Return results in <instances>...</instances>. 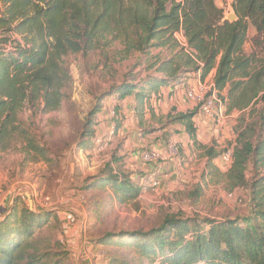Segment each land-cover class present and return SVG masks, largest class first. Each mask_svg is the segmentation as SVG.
Returning a JSON list of instances; mask_svg holds the SVG:
<instances>
[{
    "label": "trees",
    "instance_id": "trees-1",
    "mask_svg": "<svg viewBox=\"0 0 264 264\" xmlns=\"http://www.w3.org/2000/svg\"><path fill=\"white\" fill-rule=\"evenodd\" d=\"M0 7L1 151L15 154L12 150L17 149L26 156L43 153L36 137L25 129L22 114L35 118L38 112L46 115L60 108L71 82L65 57L86 56L127 39L131 50L145 55L149 48L166 47L170 56L155 66L158 78L133 74L97 97L74 154L87 155L95 149V140L102 139L98 120L110 101L134 96L142 105L161 88L185 83L189 74L198 73L203 82L214 71L216 96L227 112L248 111L239 119L230 151L228 177L233 187L248 184V166L264 167V0H232L236 17L232 22L225 19L216 0H0ZM250 27L256 37L253 50L245 53ZM175 34L183 37L185 45L178 43ZM210 97L208 93L193 112L179 116L193 141L191 119ZM112 110L111 120L117 126L119 107ZM15 136L22 139L14 140ZM213 153L207 149L208 156ZM121 159L106 163L85 189L108 184L119 203L135 201L154 170L136 183L118 167ZM248 186L250 211L245 217L217 220L167 214L156 228L122 235L133 240L129 243H134L138 256L153 264H264V177ZM19 201L0 220V264H62L66 252L61 242L44 246L35 235L55 213H37L28 205L20 209ZM66 228L64 236L70 244Z\"/></svg>",
    "mask_w": 264,
    "mask_h": 264
},
{
    "label": "rangeland",
    "instance_id": "rangeland-1",
    "mask_svg": "<svg viewBox=\"0 0 264 264\" xmlns=\"http://www.w3.org/2000/svg\"><path fill=\"white\" fill-rule=\"evenodd\" d=\"M216 5L223 10L226 20L229 16L234 15L232 0H216ZM254 37L256 34L250 27L247 41L243 47L245 53H250L253 50L252 40ZM126 42L128 43L127 39L115 41L109 48L93 51L86 56L75 54L65 57L64 62L69 70L71 82L65 90V98L60 108L46 115H40L37 111L38 114L35 118L31 117L29 113H23L21 116L25 129L28 130L32 138L36 137H34L35 143L43 148V153L31 152L29 156H26L22 152L20 154L19 150L13 149L12 153L16 155L9 153L5 154V159H0V170L8 167L7 179L11 182L5 181V184H8L6 187H2L5 185H2L4 175L0 176V194L9 191L10 185L23 184L25 182L23 178H26L25 173H33L34 176L37 174L38 177L43 176L44 179H47L45 183L47 193L51 192L53 184L57 185L59 181L62 183L63 190L68 188V197L60 195L61 197H56L57 199L54 200L49 195L50 193L48 197L44 192L43 195H37L34 199L35 206L34 204L33 207L31 206V210L45 213L46 208H43L45 204H41L45 197H48L51 202L59 201L56 207L59 209L60 215L53 214L47 226L39 233L36 231L35 235L41 238L44 246L54 240L61 242L60 244L66 252L62 264H153L138 256L134 243H129L133 240L125 238L122 234L136 231L147 232L158 227L167 214H181L184 217L196 215L200 218L217 220L245 217L250 211L248 185L251 181L264 177V167L255 170L250 165L246 171L248 184L233 187V181L228 177L230 162L223 163L221 155L225 151H232L239 131V119L243 115H247L248 111L246 110L244 113L232 112L231 114L227 112L222 101L215 95L212 114L206 116L212 120L216 130H219L214 135L215 144L210 148L212 151L214 150V158L207 156L209 158L203 160L206 157L203 155L205 152H199L200 150L196 148L192 152L193 154H180L177 144L171 141L168 146L172 156L177 157L179 153L182 157L178 161L180 165L177 180L173 183L168 182L170 189L165 190L160 184L158 190H144V193L135 201L122 204L115 196L111 195V187L108 184L103 187L95 185L86 190L87 182L93 179L91 177L93 175L87 173V163H90L87 158L89 157L73 152L81 139L80 133L87 115L97 104V97L112 86L127 82L130 75L136 74L139 78H145L147 75L154 74L155 66L164 60L169 55L167 53L170 52L166 47H152L146 50L144 55L139 51L131 50ZM193 88H184L186 98L187 90L195 91L197 85ZM208 93L206 90L203 97ZM198 103V101L193 102L194 105ZM224 127H228L226 134L221 133ZM20 139L22 138L14 137V140ZM158 153L160 159L154 164L165 161L163 155ZM28 163L31 165L29 166ZM45 165L46 169L43 171ZM18 167L19 171H17ZM71 168L72 174H74L72 176L70 175ZM28 169H31V172ZM1 172L3 171L1 170ZM75 174L77 175L75 176ZM155 178L157 177L155 176ZM26 189L32 190L28 186ZM81 191L87 193L86 203L79 201ZM17 193L13 195L12 204L8 209L0 208V220L15 205L19 198ZM9 194L12 195V192L10 191ZM21 196H23L22 193ZM10 198L11 196L7 197V199ZM37 203L39 204L38 209ZM17 206L20 209L28 208L21 200ZM66 206L73 210L74 215L76 214L73 221L76 229L72 230L73 236L68 238L69 241H73L70 244L66 242L64 230L66 227L72 228V226H63L62 221V210ZM106 234H111V237L106 238ZM84 239L85 242H83ZM86 248L96 250L94 261L92 258L87 259ZM92 254L94 255V253Z\"/></svg>",
    "mask_w": 264,
    "mask_h": 264
},
{
    "label": "crops",
    "instance_id": "crops-1",
    "mask_svg": "<svg viewBox=\"0 0 264 264\" xmlns=\"http://www.w3.org/2000/svg\"><path fill=\"white\" fill-rule=\"evenodd\" d=\"M167 55L170 56V52L167 53ZM214 74L215 72L212 71L203 82L200 81L198 73L189 74L185 83L161 88L156 95H151L148 99H145L142 105L138 104L134 96H129L121 102L110 101L100 114L97 126V133L102 137L105 148L104 151L98 155L93 152H87V157H89L87 161L90 162L89 164L87 163V173H91L88 175H94L106 163H110L114 158L121 157L122 159L118 162V167L126 171L132 181L139 183V179L142 176L148 175L154 170V174L162 185V188L167 190L170 189L168 182L173 183L178 178V168L180 165L178 161L182 157L180 154H193L192 152L194 150L199 149V152H205L203 155L206 157L204 156L205 159L203 160L208 159L207 149H210L215 144L214 135H216L219 130H216L210 118H207L199 111H195L194 117L191 119L195 129L193 141L186 132V121L180 120L179 116L193 112L195 109L193 102L184 96V88L195 87L199 82L213 84ZM153 75L154 74H152V76ZM159 76L160 75H154V77L157 78ZM225 92L226 91H224L223 94H225ZM115 105L119 107V112L116 116V120L118 121L117 126V122L111 120L114 117V111L112 109ZM227 130L228 127H224L221 133L226 134ZM171 141L175 142L179 148L180 154L178 153L177 157L172 156L169 150L168 143ZM150 149L160 152L165 161L157 164L143 162L141 153ZM5 154L7 155V152L0 150V159H5ZM214 156L213 153L212 157L214 158ZM15 158L17 159L18 157ZM30 165L31 164H29V166ZM44 169H46V166H43V171ZM1 170L3 172H1ZM1 170L0 176L2 174L4 175V179L2 178V185H4L5 181H8V167ZM22 170L24 171V169ZM28 170L30 171L31 169ZM17 171H19V167ZM72 173L71 168V176L74 175ZM77 174H75V176ZM25 176L27 179L23 178L25 179L23 184L10 185L11 189L9 191L0 194V208L8 209L12 204L13 195L17 192V197L19 193H22L28 202H26L25 205L32 207L37 195H43L44 192H46V196L50 193L49 195L52 196L54 200L61 197L60 195L68 197V188L63 190V186H61L62 183H60L61 181H59L57 185L52 183L54 187L51 192L47 193L45 185L47 179H44L43 176L38 177L37 174L34 176L33 173H25ZM8 183L11 182L8 181ZM7 184L2 187H6ZM26 186L30 187L32 190L26 189ZM144 190L145 189L141 191V194L144 193ZM10 191L12 195L9 194ZM8 196H11V198L7 199ZM54 200L53 202L57 205L59 201L57 200V202H55ZM68 208L69 207L66 206L62 210V219H65L69 226H72V228H66V230H68V234H66L67 237L73 236L71 232L73 229H76V225L73 223L76 214L74 215L73 210ZM85 241L84 239L83 242ZM86 251L87 259L90 260L92 258L93 260L96 256V250H88L86 248ZM92 253H94V255Z\"/></svg>",
    "mask_w": 264,
    "mask_h": 264
},
{
    "label": "built area",
    "instance_id": "built-area-1",
    "mask_svg": "<svg viewBox=\"0 0 264 264\" xmlns=\"http://www.w3.org/2000/svg\"><path fill=\"white\" fill-rule=\"evenodd\" d=\"M175 38L180 45H184V39L180 34H175ZM206 90H208V92L211 93V97L209 99H207L206 102L201 107V113L204 116H209L210 113L212 114V109H213V104H214L213 98L216 95V91L214 89L213 84H204L201 82L197 83V89L195 91H188L187 90V98H188V100H190L192 102H195V101L202 102L204 99L203 93ZM104 148H105L104 141L100 138H97L95 140V149L92 152L94 154L98 155L104 151ZM80 155H82V153H80ZM141 159L145 163H155L160 159V155L158 152H156L154 150H148V151H145L141 154ZM221 160L225 164L230 162L231 161V152L225 151L221 155ZM159 185H160V182L157 178H155V174L153 172L151 174L149 180L146 182V185L143 187V189H145V190H147V189L157 190ZM18 196L22 202L25 201L24 196H21V194H19ZM84 200H85V196L83 194L79 193L80 203H84ZM41 204H45V206L43 208H46L47 211H51V212H54L56 215H60V211L56 207V204L53 201L51 202L48 197H45L44 201ZM36 205H39V204L37 203ZM36 207H39V206H36Z\"/></svg>",
    "mask_w": 264,
    "mask_h": 264
},
{
    "label": "water",
    "instance_id": "water-1",
    "mask_svg": "<svg viewBox=\"0 0 264 264\" xmlns=\"http://www.w3.org/2000/svg\"><path fill=\"white\" fill-rule=\"evenodd\" d=\"M227 20L230 21V22L234 21L235 20V15L229 16Z\"/></svg>",
    "mask_w": 264,
    "mask_h": 264
}]
</instances>
